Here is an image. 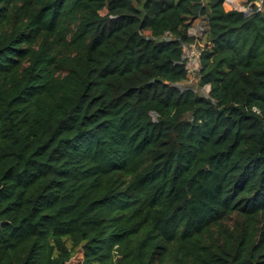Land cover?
Instances as JSON below:
<instances>
[{"label":"trees","instance_id":"trees-1","mask_svg":"<svg viewBox=\"0 0 264 264\" xmlns=\"http://www.w3.org/2000/svg\"><path fill=\"white\" fill-rule=\"evenodd\" d=\"M225 2L0 0V264H264V13Z\"/></svg>","mask_w":264,"mask_h":264},{"label":"built area","instance_id":"built-area-1","mask_svg":"<svg viewBox=\"0 0 264 264\" xmlns=\"http://www.w3.org/2000/svg\"><path fill=\"white\" fill-rule=\"evenodd\" d=\"M227 2V0H226ZM237 1H231L232 8L230 11L235 10V4ZM245 5L243 4L242 10H237L246 13V15H251L253 13H264V0H259L258 2H252L250 0L245 1ZM205 28L201 27L197 34L193 33L195 25L189 30V35L194 37L195 40L189 43H184L182 45L183 49V60L185 61V67L188 73V79L180 86L185 89H193L190 87L189 84L192 83V76H197L198 80H200V69H201V62H202V55L205 49L203 46L201 49V40L202 38L205 39V31L207 29L206 23H203ZM169 36H171L169 34Z\"/></svg>","mask_w":264,"mask_h":264},{"label":"rangeland","instance_id":"rangeland-1","mask_svg":"<svg viewBox=\"0 0 264 264\" xmlns=\"http://www.w3.org/2000/svg\"><path fill=\"white\" fill-rule=\"evenodd\" d=\"M231 1H234V0H227V2H225V9H226V11H230L232 8H234V7H232V5H231ZM235 1H237L236 2V4H235V7H236V9H235V11H237V10H242V8L241 7H243V4L245 5L246 3H245V1L246 0H235ZM203 21H201V20H199V21H197V23L195 24V27H194V30L192 31L193 33H195V34H197V32H199V30H200V28L201 27H203V28H205V26L203 25ZM201 46L199 47L200 49L203 47V46H205V40L202 38V40H201ZM192 83L191 84H189L190 85V87H192L195 91H197L198 93H200L201 95H203V96H206L208 93H209V87H204V88H200V86H199V81H197L198 80V77L197 76H192ZM81 258H82V253L81 252H79V253H77L75 256H74V258L71 260V262L69 263V264H78L79 262H80V260H81Z\"/></svg>","mask_w":264,"mask_h":264}]
</instances>
